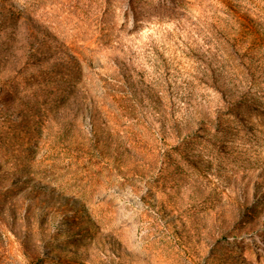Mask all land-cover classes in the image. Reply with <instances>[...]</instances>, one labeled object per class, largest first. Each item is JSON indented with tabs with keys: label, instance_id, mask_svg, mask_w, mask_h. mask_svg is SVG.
<instances>
[{
	"label": "rangeland",
	"instance_id": "obj_1",
	"mask_svg": "<svg viewBox=\"0 0 264 264\" xmlns=\"http://www.w3.org/2000/svg\"><path fill=\"white\" fill-rule=\"evenodd\" d=\"M0 264H264V0H0Z\"/></svg>",
	"mask_w": 264,
	"mask_h": 264
}]
</instances>
